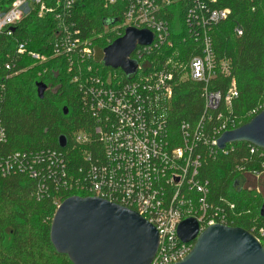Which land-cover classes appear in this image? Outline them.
<instances>
[{"label":"built area","instance_id":"1","mask_svg":"<svg viewBox=\"0 0 264 264\" xmlns=\"http://www.w3.org/2000/svg\"><path fill=\"white\" fill-rule=\"evenodd\" d=\"M79 1L0 0V35L12 34L16 25L32 16L56 20L50 44L52 57L67 60L72 82L82 92L81 104L94 122L90 130H80L73 137L74 147L78 148V166L73 170L68 166L66 152L44 149L0 156V174L27 175L36 183L35 194L39 198L47 194L49 186H54L61 191L54 201L56 208L63 201L62 196L71 192L130 209L158 232V250L151 264L179 262L193 246L177 237L181 221L194 218L200 232L214 224L227 225L223 210L208 201L209 184L200 178L199 171L208 157L219 150L217 138L228 131L227 121L218 109L229 112L238 96L233 78L224 92L209 88L215 74L210 33L213 26L228 19L231 10L222 6L223 0H104V7L113 8L115 16L105 17L115 20L105 27V32L119 38L127 28H135L152 35L151 44H137L129 55L137 68L124 81L116 72L101 74L100 68L94 66L98 49L74 19V7ZM171 8L184 16L187 36L200 52L184 62L164 57L161 64L155 65L154 61L164 54L162 50L172 48L169 25L164 19ZM235 31L242 34L240 29ZM27 46V41H17L13 57L0 60V107L6 93L5 81L18 73L14 69L20 58L26 56L38 64L48 59L27 50ZM101 55L103 59L102 52ZM220 67L227 75V64ZM179 72H184L183 79L202 83L205 112H218L217 118L223 124L207 136L204 118L194 128L182 122L179 144L175 146L169 136L166 112ZM5 142L0 118V144ZM249 146L251 151L258 149ZM228 207L232 211L233 205ZM252 231L263 243L264 228L253 227Z\"/></svg>","mask_w":264,"mask_h":264},{"label":"trees","instance_id":"2","mask_svg":"<svg viewBox=\"0 0 264 264\" xmlns=\"http://www.w3.org/2000/svg\"><path fill=\"white\" fill-rule=\"evenodd\" d=\"M222 6L229 7L231 14L227 20L213 26L210 33L215 74L209 88L224 92L229 81L235 80L238 96L231 110L218 109L227 121L225 129L232 130L264 109V0H223ZM112 10L104 7V0H80L74 7V19L83 35L98 49L94 66L100 68L101 74L116 72L126 81L130 76L106 67L101 55L102 50L117 39L116 35L105 32L106 26L114 24L104 23L112 20L105 17H115ZM169 11L164 19L169 25L172 48L162 50L164 54L154 61L155 65L161 64L164 57L184 62L200 52L194 40L187 36L184 16L173 12V8ZM55 26L56 20L51 17L32 16L16 25L12 34L0 35L1 61H5L6 56L13 57L17 41H27V50L48 58L45 63L38 64L29 57H21L14 69L18 73L5 81L0 118L6 142L0 144V156L56 149L66 152L68 166L73 170L78 166V148L74 147L73 137L80 130H90L94 122L81 104L82 92L72 82L67 60L52 57L50 44ZM236 29L242 34L238 35ZM224 62L228 67L227 75L221 72ZM182 76L184 78V72L175 76L166 112L169 136L175 146L179 144L182 122L194 128L204 118L207 136L223 124L217 118L218 112H205L202 83ZM38 82L47 87L41 100L36 94ZM243 116L246 120L237 122V117ZM60 136L66 138L65 148L58 146ZM199 174L209 184L208 201L223 210L228 226L243 228L252 235H255L253 227L264 228V218L259 216L264 200L260 204L255 196L259 187L255 176L264 174V150L251 151L245 142L229 144L223 151L217 150L209 156ZM35 189L36 183L23 173L5 177L0 174V264H72L67 256L56 252L49 238L56 210L54 201L61 191L51 185L47 194L39 198ZM74 194L65 193L62 199ZM228 205H233L232 211Z\"/></svg>","mask_w":264,"mask_h":264},{"label":"water","instance_id":"3","mask_svg":"<svg viewBox=\"0 0 264 264\" xmlns=\"http://www.w3.org/2000/svg\"><path fill=\"white\" fill-rule=\"evenodd\" d=\"M151 42L149 31L127 28L123 36L102 50L103 64L133 75L137 63L129 55L137 44ZM46 89L44 83H36L40 100ZM242 142L264 150V109L249 122L223 132L216 146L224 150L229 144ZM66 144V138L60 136L58 146L65 148ZM259 216L264 218V202ZM177 237L193 246L187 256L173 264H264V242L243 228L214 224L200 232L197 221L187 218L178 225ZM49 238L56 252L67 256L72 264H151L159 245L155 227L136 212L101 198L77 195L67 197L56 208Z\"/></svg>","mask_w":264,"mask_h":264},{"label":"rangeland","instance_id":"4","mask_svg":"<svg viewBox=\"0 0 264 264\" xmlns=\"http://www.w3.org/2000/svg\"><path fill=\"white\" fill-rule=\"evenodd\" d=\"M34 63V62H33ZM246 120V116H243L242 118L237 117V122ZM255 180L259 183L258 190L255 192L256 199H259L260 204L264 200V174L259 175L255 178Z\"/></svg>","mask_w":264,"mask_h":264}]
</instances>
